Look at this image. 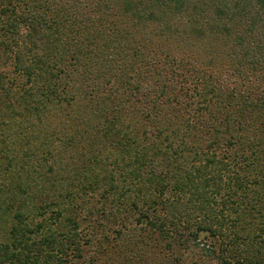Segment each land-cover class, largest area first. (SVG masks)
<instances>
[{"label": "trees", "instance_id": "1", "mask_svg": "<svg viewBox=\"0 0 264 264\" xmlns=\"http://www.w3.org/2000/svg\"><path fill=\"white\" fill-rule=\"evenodd\" d=\"M2 54L0 264H89L94 197L264 264V0H0Z\"/></svg>", "mask_w": 264, "mask_h": 264}, {"label": "rangeland", "instance_id": "2", "mask_svg": "<svg viewBox=\"0 0 264 264\" xmlns=\"http://www.w3.org/2000/svg\"><path fill=\"white\" fill-rule=\"evenodd\" d=\"M10 54H2L0 57V71L9 73L8 80L13 79L16 75L13 73L11 65V59L8 57ZM181 86L176 87V91ZM92 201L90 206L83 205L84 210H81V235L84 241V254L86 261L90 260L89 264H129L131 261H135L136 264H143L147 258L158 257L159 255L172 254L176 255L175 250L179 253L186 252L185 257L191 264H200L199 260L203 261V264H220L214 255L218 253V247L212 252L209 246L205 251L199 250L202 247L201 242H193L194 249L181 250V247L177 246V249L167 248L168 250L161 249L162 244L165 243V238L158 237L157 233L153 231H144L138 229H131L134 227V222L131 221L128 214V210H117L111 207L109 202H102L100 198H90ZM88 201V200H87ZM86 201V202H87ZM115 209V210H114ZM114 228L120 229L121 236L114 235L111 230ZM131 230H128V229ZM204 236V234L202 235ZM201 236V238H202ZM192 243V242H191ZM197 243L200 245L197 246ZM179 246V247H178ZM206 247L205 245H203ZM200 251V254H199ZM189 253V256H186ZM205 253V254H204ZM216 257V256H215ZM87 263V262H86ZM79 264V263H78ZM81 264V263H80ZM202 264V263H201Z\"/></svg>", "mask_w": 264, "mask_h": 264}]
</instances>
